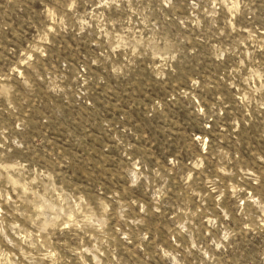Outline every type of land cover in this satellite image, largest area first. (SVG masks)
<instances>
[{
    "label": "rangeland",
    "instance_id": "1",
    "mask_svg": "<svg viewBox=\"0 0 264 264\" xmlns=\"http://www.w3.org/2000/svg\"><path fill=\"white\" fill-rule=\"evenodd\" d=\"M0 264H264V0H0Z\"/></svg>",
    "mask_w": 264,
    "mask_h": 264
}]
</instances>
